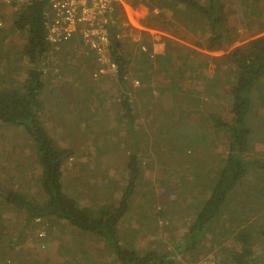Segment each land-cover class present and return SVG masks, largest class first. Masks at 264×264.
<instances>
[{
    "label": "rangeland",
    "instance_id": "obj_1",
    "mask_svg": "<svg viewBox=\"0 0 264 264\" xmlns=\"http://www.w3.org/2000/svg\"><path fill=\"white\" fill-rule=\"evenodd\" d=\"M221 1L229 41L213 52L204 47L206 22L184 5L123 1L111 17L119 54L129 63L126 91L116 80L110 52L99 60L76 37L50 46L30 64L23 54L26 36L14 26L22 4H0V91L18 87L34 66L42 71L46 132L60 149L72 152L61 167L65 194L92 210L115 207L126 186L128 157L135 154L141 175L118 225L119 239L138 254L155 251L175 264H233L239 252L235 234L243 228L255 235L249 264H264V238L257 235L264 223V78L249 96L245 120L250 152L243 159L251 168L196 247L188 238L230 140L214 126V119L231 118L227 90L235 68L224 58L264 35V0ZM171 78L179 82L170 86ZM212 79L219 95L203 96ZM123 92L131 100L137 134H127L122 124ZM40 171L30 138L0 123V191L34 198ZM0 264L119 263L95 236L54 219L26 224L23 212L0 202Z\"/></svg>",
    "mask_w": 264,
    "mask_h": 264
},
{
    "label": "trees",
    "instance_id": "obj_2",
    "mask_svg": "<svg viewBox=\"0 0 264 264\" xmlns=\"http://www.w3.org/2000/svg\"><path fill=\"white\" fill-rule=\"evenodd\" d=\"M180 3L197 13L206 22L209 36L204 43L206 51H220L229 41V29L225 23V14L221 0H206L205 5L195 0H171ZM48 0H25L16 13L15 29L26 36L23 54L30 64L45 55L50 45L46 42L44 14ZM114 30L111 28L110 30ZM112 34L116 33L113 32ZM120 44L111 39L110 58L116 68V80L126 91L128 61L119 54ZM149 52V51H148ZM165 56V55H164ZM158 59V57H157ZM163 60L160 57L159 61ZM227 64L234 66V79L228 87L231 98L229 121L214 119V126L228 133V150L223 166L211 188L207 200L196 213L189 228L188 238L192 248L206 232L222 217L227 205L228 196L246 176L251 164L243 159L249 154L248 137L250 130L245 124L250 109V98L257 83L264 78V35L246 45L236 48L225 56ZM171 78L173 85L176 81ZM206 88L200 92L203 96L217 95V80L206 81ZM169 86V87H170ZM212 86V87H211ZM44 90L43 73L34 66L28 71L25 81L18 87L0 91V123L22 129L30 138L40 167V176L36 186V196L29 198L20 192H9L4 195L0 191V202L23 212L25 223L34 221L58 220L67 223L73 229L95 236L112 252L119 264H175L169 255L159 256L155 251L138 254L133 248L122 246L118 236V225L129 208V202L140 179V168L137 156L130 154L127 164L126 186L120 194L115 207H100L96 210L85 208L72 197L65 194L62 188L61 167L72 155L70 150L60 149L47 134L43 114L42 92ZM218 90V88H217ZM219 95V94H218ZM121 120L127 134H137L135 116L131 100L127 93L120 98ZM134 142H136L134 140ZM37 198V199H36ZM248 214H244V218ZM258 236L264 238V223L258 230ZM239 252L232 256L233 264H249L255 235L248 228L235 234Z\"/></svg>",
    "mask_w": 264,
    "mask_h": 264
},
{
    "label": "built area",
    "instance_id": "obj_3",
    "mask_svg": "<svg viewBox=\"0 0 264 264\" xmlns=\"http://www.w3.org/2000/svg\"><path fill=\"white\" fill-rule=\"evenodd\" d=\"M125 0H48L44 14L46 42L50 46L59 45L78 38L100 59L109 54L111 39H119L114 28L111 13L119 9ZM25 0H0V4H23ZM111 18H110V17ZM109 31V32H108ZM112 68L114 64H111ZM116 69V68H115ZM197 264H209L206 261Z\"/></svg>",
    "mask_w": 264,
    "mask_h": 264
},
{
    "label": "water",
    "instance_id": "obj_4",
    "mask_svg": "<svg viewBox=\"0 0 264 264\" xmlns=\"http://www.w3.org/2000/svg\"><path fill=\"white\" fill-rule=\"evenodd\" d=\"M37 62V61H36ZM38 69V68H37Z\"/></svg>",
    "mask_w": 264,
    "mask_h": 264
},
{
    "label": "crops",
    "instance_id": "obj_5",
    "mask_svg": "<svg viewBox=\"0 0 264 264\" xmlns=\"http://www.w3.org/2000/svg\"><path fill=\"white\" fill-rule=\"evenodd\" d=\"M159 56V55H158Z\"/></svg>",
    "mask_w": 264,
    "mask_h": 264
}]
</instances>
